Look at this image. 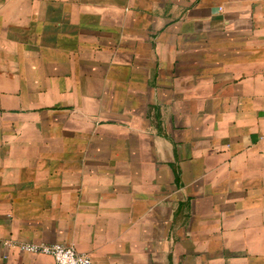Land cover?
I'll return each instance as SVG.
<instances>
[{
  "label": "crops",
  "instance_id": "obj_1",
  "mask_svg": "<svg viewBox=\"0 0 264 264\" xmlns=\"http://www.w3.org/2000/svg\"><path fill=\"white\" fill-rule=\"evenodd\" d=\"M264 264V0H0V264Z\"/></svg>",
  "mask_w": 264,
  "mask_h": 264
},
{
  "label": "built area",
  "instance_id": "obj_2",
  "mask_svg": "<svg viewBox=\"0 0 264 264\" xmlns=\"http://www.w3.org/2000/svg\"><path fill=\"white\" fill-rule=\"evenodd\" d=\"M20 251L49 255L55 264H91V257L87 253L78 252L72 245L66 243H20Z\"/></svg>",
  "mask_w": 264,
  "mask_h": 264
}]
</instances>
